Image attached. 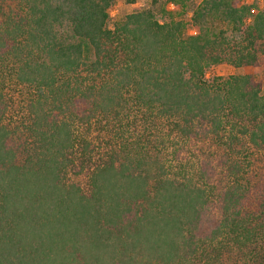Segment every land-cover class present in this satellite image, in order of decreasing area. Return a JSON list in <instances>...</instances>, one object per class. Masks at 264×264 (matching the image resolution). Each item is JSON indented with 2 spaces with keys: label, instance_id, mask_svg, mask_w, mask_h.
Listing matches in <instances>:
<instances>
[{
  "label": "trees",
  "instance_id": "trees-1",
  "mask_svg": "<svg viewBox=\"0 0 264 264\" xmlns=\"http://www.w3.org/2000/svg\"><path fill=\"white\" fill-rule=\"evenodd\" d=\"M192 1L0 0V264H264V7Z\"/></svg>",
  "mask_w": 264,
  "mask_h": 264
},
{
  "label": "rangeland",
  "instance_id": "rangeland-1",
  "mask_svg": "<svg viewBox=\"0 0 264 264\" xmlns=\"http://www.w3.org/2000/svg\"><path fill=\"white\" fill-rule=\"evenodd\" d=\"M200 1L201 0H193L192 2H190V8L188 12L183 11L182 14L174 12V15L177 19H183L187 23L186 34L195 32L194 26L191 21V9H193ZM243 1L247 3H253V0ZM258 5L263 8L264 0H258ZM165 6L166 0H157L156 2H153L152 0H136L134 3H129L127 0H115V4L113 9L111 10V14L115 21H119L131 12L141 9H151L157 14L160 19L166 20L169 19V16L164 13V10L166 9ZM173 7L174 6L172 5L171 9H173ZM181 10L182 9L179 8L178 12H180ZM254 72L256 71L252 66L234 67L232 65L224 63L210 68L207 72V76L211 78L216 75L227 76L230 74H245Z\"/></svg>",
  "mask_w": 264,
  "mask_h": 264
}]
</instances>
